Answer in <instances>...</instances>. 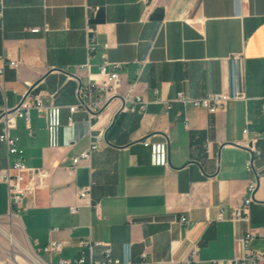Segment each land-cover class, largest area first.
Wrapping results in <instances>:
<instances>
[{
  "label": "crops",
  "instance_id": "1",
  "mask_svg": "<svg viewBox=\"0 0 264 264\" xmlns=\"http://www.w3.org/2000/svg\"><path fill=\"white\" fill-rule=\"evenodd\" d=\"M105 59L122 64L121 100L130 106L139 96L145 105L90 123L70 106ZM0 68V116L30 86L47 107L31 110L32 134L23 118L11 131L26 164L49 172L45 186L11 216L0 181V220L20 245L53 264L104 258L101 246L93 253L80 247L89 239L109 243L122 261L137 262L147 251L155 261L181 264L197 246L195 264L248 248L264 264V0H0ZM180 91L245 97L215 113L180 102L168 112L166 101ZM100 135L90 160L72 167ZM252 139L259 155L250 171ZM15 157L0 142V170ZM254 180L248 216L234 219ZM89 184L99 213L78 196ZM250 230L256 236L246 246ZM51 239L66 242L53 256L40 251Z\"/></svg>",
  "mask_w": 264,
  "mask_h": 264
},
{
  "label": "built area",
  "instance_id": "2",
  "mask_svg": "<svg viewBox=\"0 0 264 264\" xmlns=\"http://www.w3.org/2000/svg\"><path fill=\"white\" fill-rule=\"evenodd\" d=\"M247 1V0H242ZM33 32L40 31V28L32 29ZM95 46L88 45L89 52L95 50ZM11 66L19 67L20 62L12 60ZM121 63L110 62L107 59L103 61L100 66V71L97 74H88V82L86 84L80 83L77 88L78 102L70 106L71 113L78 111L84 112L88 115L89 121L93 119L102 120L106 117H112L114 114L124 110H143L145 101L141 97L131 100L130 106L127 105V98L121 100L122 79L120 75ZM141 69L138 70L140 73ZM4 69L0 68V77H3ZM33 86L23 96L20 103L15 108H4L1 112L0 122L3 123V131L0 134V142L6 144L9 155L16 156L13 163L8 167L0 170V181L5 182L9 190V201L11 208V216L22 209L25 198H35L38 190L45 186V180L49 172L44 169H36L29 167L24 160V151L18 146L19 138L12 135L11 131L16 128L18 118H23L27 124L29 134H32L30 125V114L32 109L38 112H46L47 107L44 104L43 98L40 94H33L31 92ZM157 94L158 92L155 91ZM245 94L238 93L232 96L228 92L210 93L205 97L194 98L189 96L184 91L177 93L172 100H167V110H171L173 102H180L183 104H191L194 107H200L215 113L226 108L228 102L233 98H243ZM115 103V105H113ZM114 107H113V106ZM112 107V108H111ZM72 124V117H70ZM91 129L94 125L91 124ZM244 134H248V129L244 130ZM103 135L91 142L88 149L84 150L79 156H75L72 160V167L78 166L83 160L89 161L92 153L98 150L101 146ZM146 146L150 144L149 140L144 142ZM249 152V157L246 161V168L250 171L255 170V162L259 155V151L255 147V139L250 140L246 144ZM257 189V182L251 181L248 185L249 196L245 199L244 204L236 208L233 213L234 219L246 218L249 213L251 203L254 201V193ZM80 199L87 200L89 206L95 207L97 212H100L99 204L93 205L91 200V184L81 188L78 192ZM79 206L71 207L72 213H77ZM218 219H223V213H220ZM187 218L182 216L181 222H186ZM12 224V221L9 222ZM256 236L253 230L248 231L244 237V244L249 246L251 241ZM6 240L8 248H0V251L6 253L8 259L0 260V264H53L51 261L44 260L37 250H29L18 243L10 229H6L0 220V240ZM66 242L56 239H51L47 244L40 248V251L48 253L51 256L60 252L65 246ZM103 247L104 258L86 260L85 256H81L77 260L61 259L58 264H164V261H155L151 258L147 251L141 255V259L137 262L122 261L113 257L112 248L109 243L102 241L82 240L80 247L89 249L91 253L94 252L95 247ZM199 253V247H194L188 258L182 261L181 264H195ZM20 257L21 260L18 259ZM261 260L252 248H248L242 256L234 257L227 260H212L211 264H259Z\"/></svg>",
  "mask_w": 264,
  "mask_h": 264
},
{
  "label": "rangeland",
  "instance_id": "3",
  "mask_svg": "<svg viewBox=\"0 0 264 264\" xmlns=\"http://www.w3.org/2000/svg\"><path fill=\"white\" fill-rule=\"evenodd\" d=\"M0 248L2 249H4V248H8V243L6 242V240H0ZM2 249V250H3ZM6 252V251H5ZM2 254H1V251H0V256H1ZM4 258L2 257V258H0V260H3ZM13 264V263H12Z\"/></svg>",
  "mask_w": 264,
  "mask_h": 264
}]
</instances>
